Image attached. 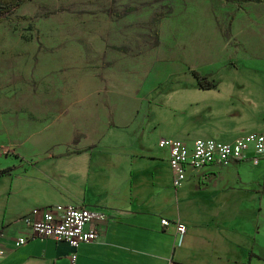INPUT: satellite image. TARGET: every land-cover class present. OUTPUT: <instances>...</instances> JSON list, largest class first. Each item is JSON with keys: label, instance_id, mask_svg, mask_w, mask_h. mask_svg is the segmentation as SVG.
Returning a JSON list of instances; mask_svg holds the SVG:
<instances>
[{"label": "crops", "instance_id": "0c3cea01", "mask_svg": "<svg viewBox=\"0 0 264 264\" xmlns=\"http://www.w3.org/2000/svg\"><path fill=\"white\" fill-rule=\"evenodd\" d=\"M219 6H214L212 37L223 42V51L211 60V67L219 61L226 71H234L244 60L255 63L261 75L218 79L210 73V79L221 80L210 90L216 97H210L220 101L208 102L207 90L203 110L181 111L189 112L191 120H202L196 132L203 138L230 144L243 135L264 133V3L227 1ZM257 34L260 42L255 41ZM247 98L248 106L257 109L252 121L243 110ZM124 106L107 123L95 103L96 115L85 121L80 143L59 142L47 154H32L25 171L2 176L9 181L5 185L0 180V249L6 251L0 264H73L74 254L75 264H264L258 251L264 157L257 165L249 153L247 160L228 166L211 164L198 170L187 166L183 186L176 190L169 153L159 148V141L174 138L193 146L195 140L172 131L156 132L150 139L153 126L144 116L127 138L124 133L134 129L141 111L133 112L128 103ZM152 119L162 123L158 114ZM139 135L144 138L140 142ZM226 180L229 184L224 185ZM58 205L98 214L94 224L98 240L77 249L51 239L18 245L28 234L25 218L34 209ZM162 220L187 225L180 247L175 245L173 227H164Z\"/></svg>", "mask_w": 264, "mask_h": 264}, {"label": "rangeland", "instance_id": "374dc122", "mask_svg": "<svg viewBox=\"0 0 264 264\" xmlns=\"http://www.w3.org/2000/svg\"><path fill=\"white\" fill-rule=\"evenodd\" d=\"M225 2L28 0L0 23V172L25 171L32 154H47L59 142L80 143L85 121L96 115L95 103L107 123L124 103L141 111L134 129L124 133L127 138L144 116L153 126L150 139L169 131L205 139L196 132L202 120H191L181 109L203 110L208 92V102L221 98L195 91L191 71L218 79L258 71L244 60L234 71L219 61L211 67L223 51V42L212 37L214 6ZM249 100L243 99V110L252 121L257 109ZM157 114L160 125L152 121ZM143 139L139 135V142ZM260 221L258 251L264 256V212Z\"/></svg>", "mask_w": 264, "mask_h": 264}, {"label": "built area", "instance_id": "2783aa9c", "mask_svg": "<svg viewBox=\"0 0 264 264\" xmlns=\"http://www.w3.org/2000/svg\"><path fill=\"white\" fill-rule=\"evenodd\" d=\"M158 146L169 153V165L174 177L173 184L178 190L185 181L187 166L197 170L211 164L228 166L235 160H247L250 158L249 153H252L250 159L254 165L259 164L264 157V133L243 135L230 144H223L212 139H197L193 146L174 138H163ZM98 217V214L87 208H77L73 205L34 209L31 216H27L24 222L28 234L19 238L18 245H24L35 239H51L67 243L77 249L83 244L98 240L99 233L94 227ZM162 225L173 227L176 236L175 245L180 247L187 233V225L180 220L174 223L170 220H162ZM5 253V250L0 249V258L5 256ZM71 259L75 264V254L71 256Z\"/></svg>", "mask_w": 264, "mask_h": 264}, {"label": "trees", "instance_id": "16d2710c", "mask_svg": "<svg viewBox=\"0 0 264 264\" xmlns=\"http://www.w3.org/2000/svg\"><path fill=\"white\" fill-rule=\"evenodd\" d=\"M28 0H0V23H4L6 19L15 13L17 10L21 9ZM233 4H246V3H264V0H227ZM124 15H118L117 17H122ZM193 78L196 80V86L198 90L209 91L216 89L218 87V82L210 79L209 76H202L197 72L191 71ZM7 171H1L0 177L4 176Z\"/></svg>", "mask_w": 264, "mask_h": 264}]
</instances>
